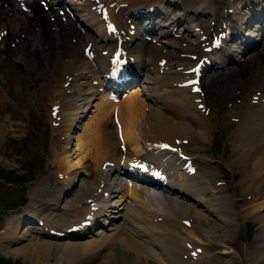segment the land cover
I'll return each mask as SVG.
<instances>
[{
	"label": "bare ground",
	"instance_id": "obj_1",
	"mask_svg": "<svg viewBox=\"0 0 264 264\" xmlns=\"http://www.w3.org/2000/svg\"><path fill=\"white\" fill-rule=\"evenodd\" d=\"M46 1L48 3L42 4L46 6V9H43L38 5V0H25V4L21 5L25 13L20 9L18 1L0 0V31L9 23L11 29L8 34L6 33V37L15 35L17 31L25 33L26 38L22 40L24 48H29L35 45L34 43L39 44L38 48L31 51L33 56L39 53L42 42L52 40L49 35L50 31L59 42L62 37L64 38L67 29L72 31L68 38L64 41L62 39V44L56 47L60 53L58 63L68 71L72 68L74 71L71 76L69 75V80L66 77L67 86L62 83L63 87L59 93L54 94L53 101L55 106H58V113L55 118L51 119L53 127H60L58 131L65 137L63 141L65 149L59 153L61 163L57 166V171H53L56 175L59 172L63 181L57 182L53 179L50 186L39 184L30 190L34 192L30 194L33 204L28 209L31 217L36 219V225L28 222L33 220L28 215L24 220L27 222L26 225L19 232L18 216L4 220V227L0 231V253L11 258H17L19 255L25 257L27 249L11 248V245L19 240L28 243L29 240H34L36 236L41 235L47 237L46 240L37 239L36 242H29V247L35 252L42 250L41 253L52 249L59 254V257L56 256L58 260L64 256H73L72 252L76 249L73 251L71 249L77 248V255L73 258L80 257L81 263L85 264L98 259L102 264H149L150 262L154 264H210V260L213 263H220L221 257L217 255L228 256L233 253L229 250V247L235 244L232 241L235 222L233 217L240 215L242 218H252L259 223V229L255 233L256 239L247 249L243 250L242 261L244 264H264V216H261L262 213L264 214V101L255 106L249 105L243 114L245 115L251 107H255L253 113L249 117L245 116V120L243 119L234 131V134L240 135V141L230 144L231 153L229 152L224 160L223 166L230 171L232 179L236 178V185H233V188L236 187L238 193H234L232 198L224 196L227 189H221L220 183L216 182L218 179L214 180L216 174L208 167V164L214 161L201 158L204 152L200 156L184 152L190 145L193 146V151L201 152V145L207 143L208 134L211 131L210 121L206 120L201 110L196 109L198 104L205 108L203 99L201 100L198 92H195L198 86L178 88L177 85L187 80L188 76L181 75L180 71L176 72L172 68L181 66L184 71L190 70L196 63L190 58H181L175 53L163 52L165 50L163 46L158 47L156 44L142 40L139 38L138 32L141 30L139 26L131 32L122 22V16L127 13L130 6H133V2L128 0H97L95 2L91 0L90 3L89 0H84L79 5L70 0V8L85 21L84 29L89 27L95 30L93 37L89 33L82 34L81 37L90 41L92 45L97 42L96 39L106 41L108 45L107 48L104 45L100 50L94 49L88 55L89 61H85L86 57L82 55V49L86 48L87 44L84 41L77 42L75 45L69 44L70 36L73 38L72 36L80 34L72 28V21L66 19L65 15L66 22L56 17L58 10L54 6L58 5L57 2ZM123 1L131 5L124 3L125 7L117 10L118 13H116L115 10L119 8L117 5ZM240 1V3L229 1V6L222 4L219 11L221 24L228 25L233 35L238 34L242 27L248 35L258 38L264 35V27L261 28L264 24V12L254 7L257 1ZM98 4H101V10L106 9L107 22L100 19V15L96 13ZM262 5L264 6V2ZM40 8L53 13L54 23L50 25L47 23L46 14ZM187 10L188 7L185 8V13ZM60 15L63 17L62 13ZM258 19L262 20L261 23L256 21ZM249 22H252L250 26H248ZM108 23L114 25L116 29L114 33L106 32ZM59 24L63 26L61 32L57 30ZM191 25L195 27L194 24ZM220 31L222 32L221 29L219 33ZM160 33L166 34L167 31L160 30ZM160 33L158 34L161 35ZM223 36L221 34V40ZM167 41H162V43L174 47L180 46V40ZM236 42L231 41L230 47L222 48L216 53L222 69L220 73L213 72V75L219 74L223 83L226 77L238 81L250 73L249 70L253 65L264 69V45L259 44L258 48H256L257 45L252 47L255 53L250 52V56H247L249 58L243 59V55L240 57V54L243 49H248V46H245L244 42ZM221 43L224 45L225 40ZM122 45L124 47L134 45L138 51L136 53L132 51L136 57H133L135 62L132 64V69L126 68V75L128 74L126 82L116 83L113 86V83L108 80V71L105 66L113 56H117ZM104 49L106 51L102 53L101 50ZM131 50L127 51L129 55ZM232 52L236 58L225 62L223 57ZM185 53L191 52L186 50ZM191 54L198 58L207 57L214 60L213 53L203 55L197 45L192 49ZM126 57L130 56L126 55L122 58ZM83 58L84 61H82ZM161 59L168 60L160 67L159 60ZM89 67L92 69H88ZM138 76H141L138 86L127 87V90L123 91L125 94L120 95L122 99L115 101L114 93L109 88H120L127 83H133ZM95 80L98 84L92 86ZM258 81H261V78L254 79L253 83L258 84ZM202 82L201 78L200 89ZM215 86L217 85H213L212 88ZM102 89H105L106 94L100 97L99 105L94 106L96 115L83 122L80 131L74 136L73 152L67 150L66 145L68 146L72 138L69 135L70 130L74 128L77 119L82 117L86 109L92 106V99ZM138 95L140 98L144 95L145 98L144 101L141 99V105L147 100L150 103L139 106L136 101ZM196 100L201 101L195 103ZM113 113H115L113 129L117 142L120 141V146L127 145L133 155L126 152L115 153L114 149L117 144L112 141L114 135L111 138V132L108 137L103 134V120L105 123L107 117L112 116ZM9 130L11 129L0 128V136ZM162 143L169 144L175 151L182 149L183 152L179 151V153L185 154L192 167L188 165L183 172L179 169L183 164L177 166L174 170L177 176L174 179L171 178L170 187L162 188L160 194L155 195L150 186L133 183L130 180L133 177L139 182H142L145 177L128 171V168L132 161L142 162L145 166L144 171L150 175L153 170L163 172L166 169L169 171L173 169L177 163H173L175 161L173 159L171 165L172 158L170 157L174 154L167 152L164 156L156 147ZM175 154L178 155L177 152ZM73 155H75L74 161L69 160V157ZM231 155L233 156L230 157ZM188 167L194 168V175L187 174ZM88 168L91 170L89 171ZM81 173H85V181L74 192L73 185ZM119 173L127 176L129 180L122 182ZM212 180H214V185ZM152 181L155 182V179ZM93 186L96 189L94 191ZM63 199H67L66 202L62 204V207H58ZM42 209L47 210L48 213L41 215L43 214ZM110 213L112 215H109ZM99 218H102L103 222H100L99 228L91 237L78 240L72 236L70 240L68 239V236L86 233L85 231L99 223ZM60 219L62 223L58 224L56 220ZM187 219L191 220L190 227L181 225V222ZM109 222H112V225H109L106 230L102 229ZM58 226L62 229L58 230ZM71 226L76 227L75 233L65 231ZM60 232L64 233L63 237L60 236L64 239L60 240L61 244L57 243L60 242L57 241V238H60L57 237ZM61 245L64 248L63 252L59 248ZM210 248L214 249V253L209 261H205ZM215 250L218 252L216 253ZM184 255L186 261L181 259Z\"/></svg>",
	"mask_w": 264,
	"mask_h": 264
},
{
	"label": "rangeland",
	"instance_id": "obj_2",
	"mask_svg": "<svg viewBox=\"0 0 264 264\" xmlns=\"http://www.w3.org/2000/svg\"><path fill=\"white\" fill-rule=\"evenodd\" d=\"M16 1L19 2L18 4L20 6V9L23 10L22 12H25V9L21 7L23 3L25 4V0H16ZM38 1H39L38 5L40 7L42 6L41 3H47V1L45 2V0L44 1L38 0ZM66 1L68 0L61 1L59 5H62L65 9L69 10L68 7L64 6V2ZM129 1L133 2L134 4L133 7L131 8L140 7V9H146L145 14L153 17V27L155 29H156L155 25L157 22L163 23L164 25L166 24V26L175 28L174 33L176 34L179 33L180 36V34L184 33L185 28L187 27L185 21H187V19L189 18L190 20L194 21L193 22L194 25H196L197 27L199 26L198 29H200V31H205L203 33L206 36H208V38H210L212 34L218 35L219 30L223 25L221 24V18L219 17V15H221L219 11L222 7V4L223 5L228 4L227 6H229L230 4L229 1L234 3L241 2L240 0H202L204 1L203 4L199 5L197 4L198 1H196L193 3L194 6L191 10L193 12L199 10V12H201L202 15L200 14L189 15L188 12L185 14L184 11L185 7L188 6L189 0H173V1L169 0L164 4H160L159 0L158 1L129 0ZM256 1L257 2L254 3V7L255 8L259 7L260 10L263 8L264 11V6L262 5V2H264V0H256ZM72 2L81 5L84 2V0L82 1L72 0ZM149 6H152V8L154 7L155 11H148L147 13V9ZM42 8L46 9V6L45 7L42 6ZM61 10L64 11L62 8ZM61 10H58V13H56L57 14L56 17H58L59 20L64 19L63 21L66 22L65 20L69 18L66 16L65 19L64 14L62 17L60 15V13L62 12ZM41 11L44 10L41 9ZM44 12L46 14V19L48 21L47 23L49 25L51 23H54L53 13L52 12L50 13V11L49 12L44 11ZM68 14L70 16L69 20L73 21L72 28L81 29L82 28L80 27L81 21L78 20L76 16L73 17L71 10H69ZM145 14H140L139 20L133 17L134 15H137L135 13L132 15L128 13L124 15L123 18H126V21H128L132 25H135L136 22L141 24L146 19L148 22L149 18H147L146 16L142 17V15ZM75 20L79 24H77ZM176 23L177 25H175ZM147 27L152 28V26L148 24ZM10 29L11 27L10 24L8 23L0 31V128L4 127L6 129H11L7 131V133L3 132L2 135L0 136V169L3 170L5 169V171H12L14 172V175H17V177L27 176L28 179L26 178V180L24 181H18L21 182L20 184H17L18 183L17 179L14 178L0 179V231L4 226L3 225L4 220L10 217L18 216L19 217L18 223L20 224L18 230L20 232L21 228L26 225V222H24V220L28 217V215H30L31 217V213H29L30 210L28 209V207L32 206L31 204H33V202H31L30 200V194H33L34 192H31L30 190L37 187V185L39 184L41 185L52 184V181H54L53 179H55V181L57 182L63 181L61 180L62 176L59 175V172L57 173L58 175L57 176L56 174H53V171L54 172L57 171L58 168L57 166L61 163L60 162L61 158L59 153L61 152V150L65 149V144L63 142L65 140V137L60 135L58 131V128L60 127H53L52 125L53 122L51 119L54 116H52L51 111L52 108H54V105H52L54 104L53 101V98L55 97L54 94L59 93L61 87H63L62 83L64 84V86L67 85L69 80L68 78H70L74 70L72 68L70 71H68L65 67H61V65L58 63V58L60 53L59 50H57L56 48L59 44H62V39L64 41L66 38H68L69 34L72 33L71 30L67 29V33L64 35V38L62 37L60 40L61 42L55 39L53 37V32L50 31L49 35L52 38V40L46 43L42 42V44L40 45L39 53L33 56L31 54V51L38 48L39 44L34 43L35 45L30 46L29 48H24L22 44V40L26 38L25 36L26 34L17 31L15 35L13 36L8 35V37H6ZM51 29L53 28L51 27ZM57 30L61 32V30H63V26L59 24ZM87 31L89 35H91L92 37L94 36L95 30L93 28L88 27ZM146 33L148 34L149 38L157 40L155 34H151L148 32ZM146 33L142 32V34L144 35ZM72 37L75 38V36ZM182 37L186 38L185 34H183ZM73 38H71V36L69 37V41H68L69 44H72V42L74 41ZM79 38L80 37L77 35V39ZM255 43H256L255 45H257L256 48H258L259 44L260 46L261 44L264 45V37L260 38ZM97 44L104 45V42L102 40H98ZM255 45H253L252 47H255ZM172 47L169 46L168 48L170 51L172 50L173 54L177 52V55L180 57H183V55L186 54L184 53L186 51L185 48L180 47L178 49H174ZM170 51H168L167 53H170ZM187 52L189 51L187 50ZM250 52L255 53V50L252 51V48H248L247 50L242 51L240 57L243 55L242 58L245 59L247 56H250L249 54ZM253 53H251V56H253ZM217 62L219 61L217 60ZM88 69H92V67H89ZM220 69L221 68H219L218 66L217 67L211 66V68L205 69L203 72L204 73L203 76H201L203 82L200 92H201V97L203 99L202 101H204L205 103L203 104L207 109L206 112L203 111L206 114V116L204 117L206 118V120L210 121L209 123L211 124V131L209 132L207 138L208 144L205 142L204 144L201 145V150H202L201 152L193 151V146L191 145H190L191 147L187 146V149L186 151L184 150V152L195 155L198 154L197 156H200L202 152H204L202 154L203 156L202 155L200 156L201 158L206 159L207 161L210 160L214 161L208 164L209 169H211L216 174L214 180L218 179L216 180V182L220 183L221 189H227L226 194L223 195L232 198V195L234 193L235 194L238 193L237 191L238 189L236 187L233 188V185L234 186L236 185V178L232 179L231 175L229 174L230 171H228V169H226L223 166V164L229 152L231 153L230 144L232 142L234 143L235 141L238 142L240 141L239 139L240 135H238L237 133L234 134L235 129H237L239 123H241L243 119L245 120V116L249 117L253 113V109H255V107H251L250 109H248L245 115L243 114V112L245 111V109L248 108L249 105L255 106V104L257 105L260 104L259 103L260 100L264 101V84H263L264 69L261 66L258 67L256 65H253V67H251L249 70L250 73L247 74L246 76L244 75L242 78L239 77L241 79H238V81L226 77L224 83L222 78L219 77L220 76L219 74L213 75V72L220 73L219 72ZM66 77L68 80H66ZM259 78H261V81H258V84L253 83L254 79L258 80ZM213 85H217V86H215V88H212ZM122 93L123 92L121 90L120 94H118L116 97V99H118L119 101L122 99V97H120ZM104 94L105 93L103 92L97 93L91 101L92 106H90L89 109L88 108L86 109L85 113L82 114V117L79 120L77 119L74 128H72L69 132L70 133L69 135L72 138L69 140L68 146L66 145V148H68L67 150L73 152L74 144H75L74 136L77 135V133L80 131L83 122L87 121L89 117L96 115V112H94L95 111L94 106H96V104L99 105L100 97ZM260 96L263 97L260 98ZM141 99L143 100V98H140V95H138V98H136V101L138 102L139 106H142L144 104L146 105V103L150 102V101H145L144 104L142 103L141 105L142 102ZM109 116L107 117L108 120L107 119L105 120V123L103 120L104 127L102 128V131L106 137L112 134L111 135L112 138V136L114 135L115 138L113 137L112 141L116 142L117 144L116 148L114 149V152L120 153L121 150L120 148L122 147V149L125 148L123 151L130 153V155H133L132 151L129 150L127 145L120 146L119 144L120 141L117 142L115 132L113 129L114 126L113 121L115 120L114 117L115 115L113 114L112 115L113 117L112 116L109 117ZM110 127L112 128L110 129ZM52 154H54L56 158ZM70 155H72V153H70ZM232 156L233 155H231L230 157ZM73 157H75V155L69 157V160L74 161ZM88 169L89 171L91 170L90 168ZM55 176L57 177L54 178ZM235 177H237V175ZM84 178H86L85 173L79 174L77 180H75V183L73 185L74 192H76L80 184L85 181ZM214 180H212V183L214 182ZM92 189L93 191L96 190L95 186H93ZM71 196H73V194H71ZM66 200L63 199L62 202L60 201L58 207L60 206L62 207L63 206L62 204L65 203ZM41 212L43 213L41 215H46L48 213L47 210L44 209H42ZM261 216H264V214L262 213ZM31 218L34 220L33 217ZM233 220H235V222L233 227L234 237L232 241L235 242V244L233 243L232 247L231 246L229 247L230 252L233 253H231V255L228 256L219 254L217 255V257H221L219 260L222 261L223 259V261L222 262L220 261V263H215V262L213 263L212 260H210V264H224V263L244 264L241 256L242 252L243 250L247 249V247L253 242V240L256 239L255 233H257L259 229V223L257 221H254L252 218H246V219L242 218L240 215L234 216ZM35 221L36 219L34 221L31 220L28 222L31 224H35ZM56 222L60 224L62 223V220L61 219L59 221L56 220ZM107 226L102 229L106 230L108 228ZM96 228H99V226L98 227L92 226V228L87 230L88 232L87 231H85L86 233L82 232L78 236H74V235L68 236V239L70 240V238L73 236L78 240H82V239L84 240L86 238L91 237L92 234L95 233ZM57 229L60 230L62 229V227L58 226ZM248 229L251 230V236L247 238L245 232ZM39 236H36L34 240H29L28 243L27 241L21 242L19 240L15 244L11 245L12 246L11 248L20 247L27 249L28 250L26 255L27 257L26 256L21 257L19 255V257L17 258H11L9 256L5 257L3 254L0 253V258L2 257L0 261L2 262L10 261V264L13 263L56 264L57 262L59 264L62 263L85 264V263H81L82 259H80V257H78L79 259L77 257L73 258L74 256L77 255L76 253L77 248L71 249V251L76 249L72 252L73 256L71 255L64 256L65 259L62 257V259L59 260L57 258L59 257V254L54 252V250L52 249L49 250L47 249V251L45 250L43 253H41L42 250H40V252H35L31 247H29L28 244L29 242L31 243L36 242L37 239L46 240L45 238H47L41 235ZM57 239L61 240L63 238L60 237ZM57 243L61 244V241ZM59 248H61V251L63 252L64 249L63 246L61 245L59 246ZM32 252L36 256H34ZM74 252L76 254H74ZM209 252L208 254H206L207 259L205 261H209V259H211L214 253V249L210 248ZM217 252L218 251H216V253ZM237 254L239 255L240 258L238 257ZM87 264H102V263H100L98 259V260L89 261V263ZM149 264H154V262L153 263L150 262Z\"/></svg>",
	"mask_w": 264,
	"mask_h": 264
},
{
	"label": "trees",
	"instance_id": "obj_3",
	"mask_svg": "<svg viewBox=\"0 0 264 264\" xmlns=\"http://www.w3.org/2000/svg\"><path fill=\"white\" fill-rule=\"evenodd\" d=\"M0 179H4V178H6V179H8V178H14V179H17V182L18 181H24V180H26V178L28 179V177L26 176V177H17V175H14V172H11V171H5V169L3 170V169H0ZM6 181H8V180H6ZM21 182H18L17 184H20ZM246 234L248 235V236H250L251 234H250V230H247V232H246ZM0 264H10V261H8V262H2V261H0ZM14 264V263H13Z\"/></svg>",
	"mask_w": 264,
	"mask_h": 264
},
{
	"label": "snow or ice",
	"instance_id": "obj_4",
	"mask_svg": "<svg viewBox=\"0 0 264 264\" xmlns=\"http://www.w3.org/2000/svg\"><path fill=\"white\" fill-rule=\"evenodd\" d=\"M162 147H167V146L165 145V146H162Z\"/></svg>",
	"mask_w": 264,
	"mask_h": 264
}]
</instances>
